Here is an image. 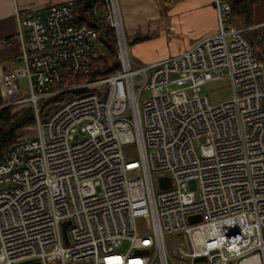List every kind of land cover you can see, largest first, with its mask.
<instances>
[{"label":"built area","instance_id":"1","mask_svg":"<svg viewBox=\"0 0 264 264\" xmlns=\"http://www.w3.org/2000/svg\"><path fill=\"white\" fill-rule=\"evenodd\" d=\"M105 3L120 69L75 83L69 77L88 76L100 57L95 30L75 23V3L45 14L16 8L22 53L2 97L33 106L36 135L0 162V264H264V61L254 42L264 46V23L237 27L230 3L215 0L216 34L142 65L119 0ZM225 77L231 100L199 95Z\"/></svg>","mask_w":264,"mask_h":264},{"label":"crops","instance_id":"2","mask_svg":"<svg viewBox=\"0 0 264 264\" xmlns=\"http://www.w3.org/2000/svg\"><path fill=\"white\" fill-rule=\"evenodd\" d=\"M242 1V0H237ZM75 0H0V97L2 77L22 53L16 8L45 14L49 6ZM215 0H119L132 57L142 65L176 56L218 32ZM237 27H245L238 18ZM264 23V0H257L253 24ZM29 41L28 30L24 31Z\"/></svg>","mask_w":264,"mask_h":264},{"label":"trees","instance_id":"3","mask_svg":"<svg viewBox=\"0 0 264 264\" xmlns=\"http://www.w3.org/2000/svg\"><path fill=\"white\" fill-rule=\"evenodd\" d=\"M230 3L231 19L238 18L245 27L252 26L254 8L257 0H226ZM75 23L80 26L92 27L97 35V44L102 51L100 57L93 62L92 71L86 77H69V83L100 79L116 73L120 69L115 32L107 22V4L105 0H75ZM36 123L33 106H7L0 97V162L10 149L19 142L25 129Z\"/></svg>","mask_w":264,"mask_h":264},{"label":"rangeland","instance_id":"4","mask_svg":"<svg viewBox=\"0 0 264 264\" xmlns=\"http://www.w3.org/2000/svg\"><path fill=\"white\" fill-rule=\"evenodd\" d=\"M248 37L254 39L253 35H251V37H250V35H248ZM254 42L257 46L256 54L258 55V57L260 59H262L264 61V46L260 45L256 41H254ZM97 47H98L97 48L98 52L100 53L102 51V49H100V46L98 44H97ZM21 86L25 90V88H26L25 81L21 82ZM183 89H184V92L186 93L187 98L189 100H192L195 96V93L193 92V90L189 89L188 87H184ZM24 95L27 96L28 95L27 92H24ZM199 95L200 96H208L214 105H219L221 103H224V102L231 100L233 97V92H232V88H231L228 77H225L219 81L206 84L204 87H202L201 93H199ZM147 97H148V93H145L144 98H147ZM35 135H36V130H35V125H34L28 129H25L22 132V135L20 136V138L18 140L33 138V137H35ZM82 138H83V136L81 135V136H78L76 138V140H80ZM155 181H156V187L159 190L160 188H159V185L157 183L158 182L157 177H155ZM188 189L191 192H194L197 198L199 197V186H198V182L196 180H192L188 183ZM146 224H147L146 221L143 219H140L137 222L138 230L143 235L149 234ZM167 243H168V249H169L170 253L173 254L175 249H176V247H175L176 240L174 239L173 236H168L167 237ZM129 248H130V242L124 241V243L120 247L119 251L121 253H127Z\"/></svg>","mask_w":264,"mask_h":264},{"label":"water","instance_id":"5","mask_svg":"<svg viewBox=\"0 0 264 264\" xmlns=\"http://www.w3.org/2000/svg\"><path fill=\"white\" fill-rule=\"evenodd\" d=\"M159 182H160V186L165 188V187H170L171 183H170V179L169 178H166V177H161L159 179ZM202 220V217L200 215L198 216H191L189 218V222L191 224H195V223H198ZM71 225V222H64L63 223V235H64V240H65V244L68 246L69 245V238H68V228L69 226ZM142 253L144 254H148V250H144L142 251ZM205 259L204 258H199L196 260V262H201V261H204ZM25 264H33V263H25Z\"/></svg>","mask_w":264,"mask_h":264}]
</instances>
